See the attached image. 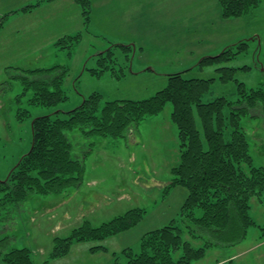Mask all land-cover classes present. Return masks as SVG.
I'll return each mask as SVG.
<instances>
[{"label": "rangeland", "instance_id": "1", "mask_svg": "<svg viewBox=\"0 0 264 264\" xmlns=\"http://www.w3.org/2000/svg\"><path fill=\"white\" fill-rule=\"evenodd\" d=\"M37 1L0 0V179H6L21 156L31 149L33 119L56 111L69 112L93 93L102 95L101 107L108 101L145 100L167 87L168 75L181 72L187 80L214 79L204 102L221 97L237 102L241 96L239 84L247 91L264 89V1L241 19L221 25L204 23L200 28L199 24L183 23L184 11H189L187 3L200 8L194 11L200 12L202 16L198 18L204 20V14L214 13V4L220 9L219 0H142L140 23H136V16H131L133 13L126 16L121 6L127 0H91L93 14L87 29L76 0H52L30 12H20ZM79 33L81 42L69 57L56 43ZM241 40H247L248 45L239 54L238 46L232 47L236 57L202 67L197 65L203 57L219 56L227 46ZM119 44L133 47L130 63ZM113 45L118 58L114 65L117 72L92 74L89 69L100 68L96 55ZM56 65L70 69L64 84L68 101L56 108L30 105L33 91L23 95L22 79L14 76L21 74L30 80L42 77L12 72L10 68L29 71ZM224 68L236 69L232 79H221ZM19 109L30 111L24 123L18 121ZM262 111H250L243 116L256 167L264 166V120L257 117ZM171 113L172 105L168 104L163 113L143 122L139 133H131L127 142L101 137L86 139L76 131L78 152L90 151V144L97 142L95 152L87 157L82 185L69 194L33 195L22 208L10 207L0 219V241L4 238L8 241L5 252L30 248L35 264H44L54 239L67 237L82 224L83 218L100 223L132 208H146L145 220L120 237H113L117 238L114 244L113 238L93 244L107 250L92 254V243L75 244L69 255L50 263L71 264L77 258L74 256L82 252L78 251V245H83L92 257L88 264H117L113 254L120 258L118 264H125L122 250L135 247L147 232L168 225L180 212L189 193L186 188L178 187L162 200L164 186L149 182L168 180L170 169L177 161V129L171 122ZM251 216L258 226L249 229L241 244L212 248L204 259L194 264L230 261L264 264V202H252ZM77 261L82 264V258Z\"/></svg>", "mask_w": 264, "mask_h": 264}, {"label": "trees", "instance_id": "2", "mask_svg": "<svg viewBox=\"0 0 264 264\" xmlns=\"http://www.w3.org/2000/svg\"><path fill=\"white\" fill-rule=\"evenodd\" d=\"M49 1L52 0H38L20 12H30ZM263 1L219 0L221 18L224 21L241 19ZM76 2L87 29L91 22L92 1ZM81 38V33L61 38L56 45L72 57ZM247 42L241 40L227 46L219 56L203 57L197 65L202 67L224 58L230 60L240 53V49L247 47ZM234 46H238L237 54L231 50ZM114 47L96 55L100 68L89 69L92 74L101 75L108 70L117 72L114 65L118 58ZM119 47L124 49L130 63L133 47L121 44ZM10 69L42 77L30 80L21 74L14 76L22 79L23 95L33 91L30 105L56 108L68 101L64 84L69 67L56 65L29 71ZM222 71L225 75L221 79L227 81L233 78L236 69L224 68ZM213 82L214 79L187 80L182 72L174 73L168 75L166 88L145 100L108 101L101 107L102 95L93 93L69 112L56 111L33 119L31 149L21 156L6 179H0V219L10 207L22 208L33 195L58 196L80 188L87 157L95 152L97 142L90 144V151L78 152L76 131L86 139L101 137L127 142L131 133H139L143 122L160 115L171 104L170 119L177 129L178 160L161 189V198L165 200L178 187L186 188L189 193L180 212L168 225L147 232L135 247L122 250L125 264H194L204 259L212 248H231L241 244L249 229L258 226L251 216L252 202H264V166L254 165L243 116L250 111L264 110V89L247 91L243 84H239L241 96L237 102L225 97L204 102ZM262 112L257 115L260 120H264ZM29 117V110L19 109V122L24 123ZM147 214L146 208L136 207L110 221L95 223L88 217L83 218L82 224L67 237L54 239L52 250L43 263L50 264L66 257L75 244L93 245L120 236L141 224ZM7 245L6 238L0 241L2 264H35L30 248L5 252ZM105 250L104 246L93 245L90 252L96 254ZM113 257L118 264L120 258L114 254Z\"/></svg>", "mask_w": 264, "mask_h": 264}, {"label": "crops", "instance_id": "3", "mask_svg": "<svg viewBox=\"0 0 264 264\" xmlns=\"http://www.w3.org/2000/svg\"><path fill=\"white\" fill-rule=\"evenodd\" d=\"M142 3H143L142 0H127V1H125V2L122 3L123 5L121 7L124 9L127 17L130 16L133 13V15H131V16L132 17L133 16H136V23H140V22H142V15L140 16V14H142V11H141ZM187 4L188 5H186V9L189 8V11L191 13L194 12L193 13L194 15L190 14V12L188 10L184 11L185 13H184L183 23H187V24H190V23L199 24L200 25V28H203L201 26L204 25V23H210V24H217L218 23V25H221V23H224V24L229 23V21H224L221 18V13H220L219 6L216 5V4H214V8L212 9L214 11V13L213 14L206 13V15L204 14L203 17L206 16V19H204V20L198 18L199 17L198 15H201L200 12H195L196 9H200V8H197L195 5H193V3H191V4L187 3ZM137 7L139 9H137ZM194 9H195V11H194ZM197 11H199V10H197ZM92 14H93V10H92ZM177 160H178V157H177ZM93 181L94 182H97V179H94ZM153 181H154V183H158V185L156 184L157 186H164L167 180H161V179L157 180V179H153L152 181H149V182H153ZM101 221H103V220H101ZM113 239L114 240H112V241H113V244H114L117 238H113ZM86 247L87 246L78 245V249H79L78 251H82V252H80L81 254H78L77 256H74V257H77V258H82V262H81L82 264H88V263H90V259L92 258V257H90L87 254V252H86L87 251V248ZM77 258L76 259H73V261H72L71 264H80L79 261H77Z\"/></svg>", "mask_w": 264, "mask_h": 264}]
</instances>
